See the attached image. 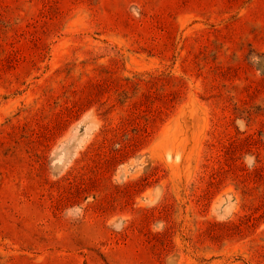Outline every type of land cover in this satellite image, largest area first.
I'll list each match as a JSON object with an SVG mask.
<instances>
[{"label":"rangeland","instance_id":"1","mask_svg":"<svg viewBox=\"0 0 264 264\" xmlns=\"http://www.w3.org/2000/svg\"><path fill=\"white\" fill-rule=\"evenodd\" d=\"M0 264H264V0H0Z\"/></svg>","mask_w":264,"mask_h":264}]
</instances>
